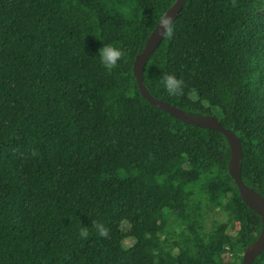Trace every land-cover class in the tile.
Returning a JSON list of instances; mask_svg holds the SVG:
<instances>
[{
  "label": "trees",
  "instance_id": "1",
  "mask_svg": "<svg viewBox=\"0 0 264 264\" xmlns=\"http://www.w3.org/2000/svg\"><path fill=\"white\" fill-rule=\"evenodd\" d=\"M174 2L0 0V264H241L262 224L225 137L152 107L132 73ZM170 28L144 87L231 130L240 179L264 198V0H186ZM103 43L123 52L111 70ZM213 209L226 220L208 228Z\"/></svg>",
  "mask_w": 264,
  "mask_h": 264
},
{
  "label": "water",
  "instance_id": "2",
  "mask_svg": "<svg viewBox=\"0 0 264 264\" xmlns=\"http://www.w3.org/2000/svg\"><path fill=\"white\" fill-rule=\"evenodd\" d=\"M185 1L186 0H175L173 5L162 15L146 39L143 50L135 57L132 66V73L141 97L152 107L156 108L157 110H162L173 118L186 124L198 128L213 130L219 132L225 137L230 150L228 173L237 187L240 199L252 212H254L259 217L262 224L261 231L257 239L251 245H249L242 254L241 264H252L255 258L264 250V198L252 188L247 187L240 179L242 148L239 139L231 130L223 128L214 117L189 115L179 108L153 98L143 85V69L149 57L159 46L167 33V31H165L162 27L161 21L166 17L170 18V27L176 20Z\"/></svg>",
  "mask_w": 264,
  "mask_h": 264
},
{
  "label": "clouds",
  "instance_id": "3",
  "mask_svg": "<svg viewBox=\"0 0 264 264\" xmlns=\"http://www.w3.org/2000/svg\"><path fill=\"white\" fill-rule=\"evenodd\" d=\"M126 11L128 10L126 9ZM129 14L131 13L129 12ZM161 25L165 31L169 33L171 32V28L169 27L170 18H164L161 21ZM96 54L100 64H102L104 68L111 70L117 65L118 61L121 60L123 52L120 47L112 43H103V45L98 48ZM159 83L170 96L179 95L183 91V81L173 74L162 73ZM96 228L101 236L106 235V229L102 224H96ZM79 235L81 237H87V228L81 227L79 230Z\"/></svg>",
  "mask_w": 264,
  "mask_h": 264
},
{
  "label": "rangeland",
  "instance_id": "4",
  "mask_svg": "<svg viewBox=\"0 0 264 264\" xmlns=\"http://www.w3.org/2000/svg\"><path fill=\"white\" fill-rule=\"evenodd\" d=\"M225 220H226V216L222 211H220L219 209H213L207 213L206 226L210 228V226L213 225L214 223L224 222ZM168 225L172 230H178L180 228L179 225H177L175 220L172 218H169ZM173 239H174V234H170L169 240L171 241ZM125 245L129 246L130 241L127 240L125 242ZM224 258H226V256Z\"/></svg>",
  "mask_w": 264,
  "mask_h": 264
}]
</instances>
